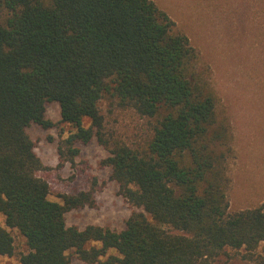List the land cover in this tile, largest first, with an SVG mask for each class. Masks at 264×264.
Listing matches in <instances>:
<instances>
[{
	"label": "trees",
	"instance_id": "1",
	"mask_svg": "<svg viewBox=\"0 0 264 264\" xmlns=\"http://www.w3.org/2000/svg\"><path fill=\"white\" fill-rule=\"evenodd\" d=\"M174 26L150 0H0V214L25 240L20 264H210L226 249L263 264L264 202L227 212L229 128ZM104 96L151 120L142 145L105 137ZM50 103L74 130L71 157L92 140L107 151L102 165L133 210L121 231L66 225L90 193L49 200L26 129L53 127ZM13 250L0 227V257Z\"/></svg>",
	"mask_w": 264,
	"mask_h": 264
},
{
	"label": "rangeland",
	"instance_id": "2",
	"mask_svg": "<svg viewBox=\"0 0 264 264\" xmlns=\"http://www.w3.org/2000/svg\"><path fill=\"white\" fill-rule=\"evenodd\" d=\"M150 1L174 22V34L188 38L198 55V70L215 96L216 120L228 125L227 212L260 205L264 202V0ZM98 107L107 139L131 147L143 144L151 120L121 109L108 96ZM45 111L53 127L44 130L31 125L26 133L41 161L43 169L38 176L49 186V200L61 204L63 195L90 193L93 205L66 213V225L79 230L96 226L121 231L133 210L119 195L110 169L102 165L107 151L92 140L87 145L77 143L78 154L71 157L64 141L74 130L60 122L57 104H47ZM0 227L9 233L14 247L12 256L0 257V264H20L28 251L24 238L16 229L6 227L1 214ZM254 255L264 264V243ZM71 263L84 264L75 257ZM210 264L253 263L245 261L241 251L226 249Z\"/></svg>",
	"mask_w": 264,
	"mask_h": 264
}]
</instances>
